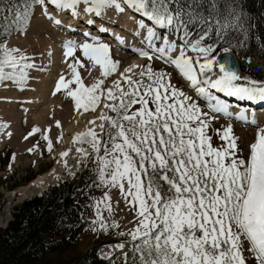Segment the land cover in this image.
I'll return each instance as SVG.
<instances>
[{
    "label": "snow or ice",
    "instance_id": "1",
    "mask_svg": "<svg viewBox=\"0 0 264 264\" xmlns=\"http://www.w3.org/2000/svg\"><path fill=\"white\" fill-rule=\"evenodd\" d=\"M36 7L57 26L64 10L72 18L83 13L89 25H95L93 17L103 21L109 9L119 14L128 9L148 21L134 20L133 34L142 37V46H132L147 63L133 62L123 70L99 35L85 30L82 41H62L67 71L56 79L53 95L63 91L74 110L99 108L88 121L91 127L72 136L81 156L77 164L95 165V180L87 187L105 189L90 198L91 231L118 229L112 217L122 201L135 214L133 226L118 233L129 238L131 259L125 252V264H264V124L255 110L232 112L222 98L264 102V78L242 72L231 55L235 50L253 67L252 56L240 54L251 27L240 0H0V13H6L0 85L10 81L23 89L29 69L43 70L6 38L12 31L25 34ZM99 31H107L103 23ZM114 38L125 45L121 35ZM258 47L262 62L257 66L264 72V41ZM154 59L174 66L193 94L172 83L164 68H154ZM84 61L89 72L98 66L99 77L91 84L78 71L86 67ZM113 74L111 86H105ZM221 116L255 127L254 138L242 148L231 123L215 127ZM36 131L34 126L28 135ZM42 138L51 151L47 129ZM113 190H118L115 201Z\"/></svg>",
    "mask_w": 264,
    "mask_h": 264
},
{
    "label": "rangeland",
    "instance_id": "2",
    "mask_svg": "<svg viewBox=\"0 0 264 264\" xmlns=\"http://www.w3.org/2000/svg\"><path fill=\"white\" fill-rule=\"evenodd\" d=\"M126 12H130V10L126 9ZM125 13L119 14L109 9L106 11L103 21L100 18H95L96 21L103 23V26L111 28L124 38L125 47L101 37L111 45L113 58L121 61V70H123L124 66L133 62L147 63L146 58L143 60L132 53V46H142L140 43L142 37H136L130 32L128 34L127 31L122 33L118 26L107 22L108 14L119 20L125 16ZM130 13L134 14L132 11ZM67 18L64 17V20H67ZM49 24V19L41 15L40 9L36 7L30 16L25 34L21 35L17 31H12L6 37L11 46L18 47L27 53L39 66V69L43 70L29 69V80L23 89L18 88L10 81L4 82L7 85L6 87L0 85V125H7L6 127H0V178L3 181L0 186V225L5 226L7 224L16 204L37 194L25 197L18 191L20 187L26 186L35 179L37 174L54 170L58 176L51 184H55L61 180L70 179L77 171L83 169L86 171L85 173H91L93 176L88 183H85L82 180L83 178L78 179L76 182L77 186L81 187L84 185L87 190L80 201V205L89 223L78 234L75 243L70 248L45 254L38 260V264H69L92 246L97 247L99 256L115 260L120 258L124 254L125 249H127L124 236L118 235V233L133 226L131 221L135 214L125 209L121 201L119 208L112 217L118 221L120 227L118 229H110L107 234L91 231L90 221L94 216V212L89 207L92 203L90 198L102 196L105 189L87 187L95 180L93 172L95 165L91 161L88 162L87 167L77 164V161L81 160V156L75 151L78 145L73 144L72 136L76 132L83 131L86 127H91L88 121L97 116L96 113H98L99 108L95 112L92 110L88 112L74 110L71 98L63 95V91L53 95L52 90L55 87V81L62 70L67 71V62L63 61V48L60 39L62 36H60V31L63 32L64 29L50 27ZM48 34L51 36L56 35V37L51 38ZM76 35L80 37V35L75 34L72 36L74 40L82 41L85 39H82V37L79 39ZM49 50L51 51L50 55ZM84 63L86 67L84 69L78 67V71L81 73L85 84H91L99 77L98 66L92 67L89 72L87 71V68L90 67L88 62L84 61ZM153 66L157 69L164 68L166 72L170 73L172 83L189 92L190 95L193 94L185 83V79L177 73L174 66L165 65L162 61L155 59L153 60ZM115 78L116 75L113 74L106 81L105 86H111V80ZM74 86V84L71 85V87ZM263 103L261 102L260 105ZM246 106L248 107V103ZM243 108L245 109V107ZM44 113L48 115L47 119H43ZM258 116L261 117V114ZM56 121L60 122L59 126H57ZM95 123L99 125L100 121L96 120ZM228 123L232 124L234 133L239 137V143L242 148L254 138L255 127L238 120H228L221 116L216 121L215 127L219 128L221 125ZM34 126L38 128V131L28 135ZM46 129L49 140L53 144L51 151L47 149V141L42 138ZM58 136L61 137L59 142L56 139ZM214 143H219V141L214 140ZM33 145H36V147L31 152L28 151V149L33 148ZM84 147L91 152L90 146L84 145ZM66 149H70L68 155L61 158L59 153ZM65 161L67 162L66 165ZM117 192L118 190L111 192L114 201L117 197ZM120 209L124 210L121 211ZM103 215L107 217L108 214L104 212ZM119 243H124L125 247L123 249L116 248L115 245ZM109 253L111 255H108Z\"/></svg>",
    "mask_w": 264,
    "mask_h": 264
},
{
    "label": "trees",
    "instance_id": "3",
    "mask_svg": "<svg viewBox=\"0 0 264 264\" xmlns=\"http://www.w3.org/2000/svg\"><path fill=\"white\" fill-rule=\"evenodd\" d=\"M240 2L251 25L248 47L241 49L240 54L251 55L253 67L249 68L248 61L239 59L237 52L233 51L242 72L264 78V72L257 66L262 62L258 45L264 41V0ZM4 15L6 13H0V29L5 26ZM85 172L81 169L70 179L48 185L40 194L24 199L13 207L7 224L0 225V264H38L43 255L66 250L75 243L78 234L89 223L80 205L87 190L84 185L80 187L76 183L82 178L85 183L90 182L93 176ZM2 182L0 178V186ZM123 238L130 260L129 238ZM69 264H125V261L124 254L115 260L101 257L97 254V247L92 246Z\"/></svg>",
    "mask_w": 264,
    "mask_h": 264
},
{
    "label": "bare ground",
    "instance_id": "4",
    "mask_svg": "<svg viewBox=\"0 0 264 264\" xmlns=\"http://www.w3.org/2000/svg\"><path fill=\"white\" fill-rule=\"evenodd\" d=\"M52 9H50L51 11ZM68 10H64V11H61L58 13V18L61 19L62 21V26L63 27H66L67 29H69L67 26L69 24L71 25H76V23L80 22L82 24H79L80 26H83L87 23H85L84 21V14L81 13V16L79 18H72L69 14H67ZM131 12V10H130ZM130 12H126L125 13V16L122 17L121 19L117 20L115 19L113 16H111V14H108L107 15V22H109L110 24L112 25H118V27L121 29L120 31H127L128 34L129 32L130 33H134V28H135V23L133 21V19L136 17L135 14H131ZM133 13V12H132ZM64 17H68L67 20H64ZM94 20H96L95 18H93ZM73 21V22H72ZM34 22V20H33ZM49 26L50 27H55L57 28V26H55V24H53L50 20H49ZM34 24V23H33ZM105 29L109 30L113 35L114 33L115 34H119L118 32L116 31H113L111 28L107 27V26H103ZM111 27V26H110ZM59 29V28H58ZM95 28H93V33L95 35H98L97 33V30H94ZM107 35H109L108 33H106ZM49 35V34H48ZM62 35V36H61ZM75 34L71 33V32H68L66 31L65 29L63 30V32L60 31V36H61V42L65 39H73L72 36H74ZM106 35V36H107ZM77 36V35H76ZM49 37L53 38V37H56L55 36H51L49 35ZM78 37V36H77ZM81 37V36H80ZM80 37H78L80 39ZM101 37V36H100ZM85 38V37H84ZM83 39V38H82ZM103 39H110L109 36L108 37H104ZM53 40V39H52ZM58 41V40H57ZM118 44V43H117ZM119 46H122L119 44ZM130 49V48H129ZM139 57V56H138ZM139 59V58H138ZM137 59V60H138ZM144 60V58H142ZM140 64V63H138ZM49 69V68H47ZM180 74V73H179ZM185 83L187 84L188 86V82L185 80ZM256 103V102H255ZM254 103V104H255ZM230 105H232V108H231V111L232 112H236V111H239L241 109L243 110H246L247 113L249 115H251L252 113V110H255V114L256 116L258 117V120H259V123L261 124H264V117H262V115H264V104L262 105H256L254 106L253 104L251 105L252 107L251 108H246L245 109L243 107L239 108L238 106H234L232 103L229 102ZM99 110V109H98ZM45 114H43V119H47L48 118V115L46 114V117H45ZM97 116L99 115V111L98 113H96ZM261 114V117H259L258 115ZM79 131V130H78ZM58 176V174L56 172H54V170H51V171H45L43 173H40V174H37L36 178L33 179L32 181H30L26 186H23V187H20L18 189L19 192L22 193L23 196H29V195H33V194H36L38 192H41V190L43 191L44 190V187H46L48 184H51L55 179L56 177Z\"/></svg>",
    "mask_w": 264,
    "mask_h": 264
},
{
    "label": "water",
    "instance_id": "5",
    "mask_svg": "<svg viewBox=\"0 0 264 264\" xmlns=\"http://www.w3.org/2000/svg\"><path fill=\"white\" fill-rule=\"evenodd\" d=\"M231 55H232L233 58L236 59V63H237V65L239 66V63H238V60H237V57H236L234 51H232ZM39 193H41V192H39ZM39 193H37V194H39Z\"/></svg>",
    "mask_w": 264,
    "mask_h": 264
}]
</instances>
